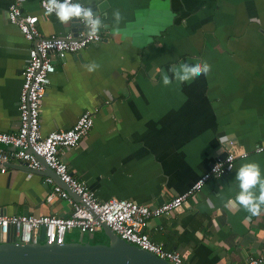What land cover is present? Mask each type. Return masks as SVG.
Wrapping results in <instances>:
<instances>
[{"label":"crops","instance_id":"0c3cea01","mask_svg":"<svg viewBox=\"0 0 264 264\" xmlns=\"http://www.w3.org/2000/svg\"><path fill=\"white\" fill-rule=\"evenodd\" d=\"M96 7L102 40L55 60L42 102L41 133L71 127L86 109L91 129L73 148H60L71 173L101 200L129 199L155 207L184 192L231 143L248 151L231 171L213 175L194 197L168 215L151 218L150 239L191 264H236L264 255V208L248 219L226 207L239 193L236 175L258 163L264 177V0H78ZM0 0V132H16L28 42L6 18ZM39 16L42 35L72 31L46 14L38 0H22ZM97 10V8H96ZM123 19L117 25L113 16ZM207 61L211 71L164 86L162 73ZM95 62L96 71L87 65ZM8 149V147H5ZM0 173V210L7 214L67 216L59 196L47 201L49 171L11 160ZM64 186V185H63ZM258 194V189L255 190ZM70 233V232H69ZM264 264V263H262Z\"/></svg>","mask_w":264,"mask_h":264},{"label":"built area","instance_id":"2783aa9c","mask_svg":"<svg viewBox=\"0 0 264 264\" xmlns=\"http://www.w3.org/2000/svg\"><path fill=\"white\" fill-rule=\"evenodd\" d=\"M71 2L91 7L78 0ZM38 3L47 14L46 0H38ZM92 10L96 14L93 8ZM52 14L56 15L55 12ZM6 18L18 27L24 38L30 42V46L22 69V84L17 104L18 129L11 133L0 132V173H6L5 163L14 159L30 171L43 170L45 164L55 173L60 183L69 187L79 197V201L69 195L63 185L53 183L49 176L45 177L44 182L52 185L46 200H52L53 196L65 199L70 206L69 215L7 214L0 210V241L37 243L43 234L44 241L62 244L72 230L93 233L103 222L120 238L171 264H191L179 252L167 249L163 244L150 239L146 232L150 219L180 209L182 203L189 197H194L209 177L231 171L234 161L247 156L248 151L231 143L226 149V156L217 158L188 189L152 208L129 199H99L94 190L71 173L60 155V148L77 146L81 138L88 133L93 126L94 111L86 109L71 127L53 130L45 135L41 133L40 115L46 88L56 69L55 60H63L67 54L76 53L92 43L101 41V30L92 36L86 24L77 18L80 28L76 31L63 35H42L37 26L39 16L24 13L22 0H8ZM263 149L264 146L259 145L254 151L260 152ZM262 263L264 255L250 256L243 263L236 264Z\"/></svg>","mask_w":264,"mask_h":264},{"label":"water","instance_id":"95a60500","mask_svg":"<svg viewBox=\"0 0 264 264\" xmlns=\"http://www.w3.org/2000/svg\"><path fill=\"white\" fill-rule=\"evenodd\" d=\"M105 4V1H101L96 7L89 6L98 15L104 11ZM69 22L72 31L80 28L77 18H73ZM225 156L226 151H223L218 158L222 159ZM43 170L49 171L55 179H58L45 164ZM63 187L69 195L79 201V197L69 187L66 185ZM101 228L106 232L108 243L83 242L82 237L79 241L74 242L48 243L43 240V234L37 243L0 241V264H171L167 260L120 238L103 222ZM89 234L92 236V233Z\"/></svg>","mask_w":264,"mask_h":264},{"label":"clouds","instance_id":"9594fccd","mask_svg":"<svg viewBox=\"0 0 264 264\" xmlns=\"http://www.w3.org/2000/svg\"><path fill=\"white\" fill-rule=\"evenodd\" d=\"M46 12L51 15L55 12L61 23H67L73 18L81 19L89 29V34L95 36L104 27L100 16L94 14L91 7H84L80 3H72L71 0H46ZM116 24L118 25L123 17L119 10L113 13ZM89 72L96 71L99 65L93 62L87 65ZM172 76L162 73L161 81L164 86H170L173 82L178 84L189 83L200 75H207L211 71V65L207 61L195 64L183 63L178 68L171 69ZM239 182V193L234 200H229L226 207H242L250 213L248 219L259 216L264 208V177L258 163L249 162L243 164L236 175ZM258 189V194L257 190Z\"/></svg>","mask_w":264,"mask_h":264},{"label":"rangeland","instance_id":"374dc122","mask_svg":"<svg viewBox=\"0 0 264 264\" xmlns=\"http://www.w3.org/2000/svg\"><path fill=\"white\" fill-rule=\"evenodd\" d=\"M82 237L83 242H90V243H97V244H105L108 243V237L106 232L103 228L97 229L95 232L92 233V236L89 233H81L78 230H72L70 233L66 235V241L74 242L79 241Z\"/></svg>","mask_w":264,"mask_h":264}]
</instances>
